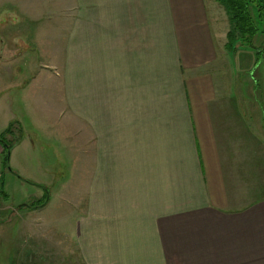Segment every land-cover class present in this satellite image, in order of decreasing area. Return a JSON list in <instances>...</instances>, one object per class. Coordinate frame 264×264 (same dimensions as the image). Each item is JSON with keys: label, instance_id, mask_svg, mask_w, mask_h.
<instances>
[{"label": "crops", "instance_id": "obj_1", "mask_svg": "<svg viewBox=\"0 0 264 264\" xmlns=\"http://www.w3.org/2000/svg\"><path fill=\"white\" fill-rule=\"evenodd\" d=\"M36 2L0 11V66L23 58L8 69L22 74L39 50L62 57L63 102L96 139L95 172L74 249L12 264H264V72L248 77L251 48L231 66L223 6L67 0L20 15ZM30 142L15 136L7 164ZM12 203L0 201V225H37L35 201Z\"/></svg>", "mask_w": 264, "mask_h": 264}, {"label": "rangeland", "instance_id": "obj_2", "mask_svg": "<svg viewBox=\"0 0 264 264\" xmlns=\"http://www.w3.org/2000/svg\"><path fill=\"white\" fill-rule=\"evenodd\" d=\"M16 1L26 2L25 6L37 1L39 9L30 7L29 11L20 12L22 17L33 18L45 17V7L52 3L55 5L56 2H67V0ZM13 2L0 0V11L3 7L11 6ZM225 17L223 25L227 23ZM3 18L8 16L5 15ZM226 29H230V24ZM11 31L8 29V33H12ZM226 43L227 38L225 50L229 53L231 66H234L239 59L236 55L239 56L240 50L246 47L239 42H234L230 46H226ZM252 46L251 52H261L258 54L261 56L260 60L247 71L249 78L253 73L257 75L260 70L264 72L262 36H255ZM44 52L39 50V55L32 58L34 61L32 65L22 74L8 69L15 68L23 58L13 60L8 69L0 66V128L6 123L7 128L3 132L11 137L7 140L8 144L15 136H21L26 141L30 140L33 145L30 150L21 148L16 155L13 154L9 164L4 165L3 185L0 190L8 197L1 196L0 201L11 206L10 208L17 205L13 204V201L20 203L27 198L35 201L37 209L34 210V214L37 225L52 230L48 233L42 232L37 225H29V220L21 224L18 234L12 231L8 223L0 225V264H12L14 253L19 252L22 255L26 253V256L38 252L40 257L69 254L74 249L77 218L86 208L85 200L95 172L96 139L92 131H85L80 121L72 119L63 102L62 57H48ZM262 88L264 92V82ZM43 184L47 185L48 190L42 189ZM37 190L44 195L41 201L35 198ZM46 199L47 203L41 207ZM22 219L17 217L12 222ZM18 235H22L20 240Z\"/></svg>", "mask_w": 264, "mask_h": 264}, {"label": "trees", "instance_id": "obj_3", "mask_svg": "<svg viewBox=\"0 0 264 264\" xmlns=\"http://www.w3.org/2000/svg\"><path fill=\"white\" fill-rule=\"evenodd\" d=\"M226 11L230 29L226 33L227 43L230 46L234 42L244 44L246 48H252V40L255 36H262L264 43V0H216ZM261 53V52H259ZM257 51L256 61L260 60ZM4 135V134H3ZM3 141V136H0ZM5 164L7 151L12 147L5 143Z\"/></svg>", "mask_w": 264, "mask_h": 264}, {"label": "water", "instance_id": "obj_4", "mask_svg": "<svg viewBox=\"0 0 264 264\" xmlns=\"http://www.w3.org/2000/svg\"><path fill=\"white\" fill-rule=\"evenodd\" d=\"M8 159H9V151H7V157H6V161L8 162ZM9 171H10V168L8 167ZM43 187V186H42ZM47 201V199L45 200V202Z\"/></svg>", "mask_w": 264, "mask_h": 264}]
</instances>
